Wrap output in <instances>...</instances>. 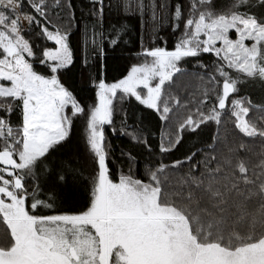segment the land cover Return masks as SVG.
I'll list each match as a JSON object with an SVG mask.
<instances>
[{
    "label": "trees",
    "instance_id": "trees-1",
    "mask_svg": "<svg viewBox=\"0 0 264 264\" xmlns=\"http://www.w3.org/2000/svg\"><path fill=\"white\" fill-rule=\"evenodd\" d=\"M10 1L0 5L3 21H13L31 56L17 48L14 53L68 95L60 107L63 133L42 152L24 149L20 104L0 95V152L16 164L11 175L0 173V182L9 188L11 176L20 179L12 194L22 201L21 212L37 220L86 217L103 174L131 192L151 194L183 219L199 245L228 254L264 238V98L241 88L262 73L264 38L246 71L222 48L207 49L206 32L198 29L200 21L207 26L231 19L264 27V0ZM19 15L27 16L25 24ZM6 33L0 25V65ZM51 36L63 41L67 63L46 58L54 48ZM146 50L183 52L166 62V73L174 71L162 91L167 98L147 107L116 90L99 125L97 93L126 78L142 59L154 62ZM221 81L233 92L217 110ZM4 219L0 213V250L12 245ZM112 263L119 264L111 254Z\"/></svg>",
    "mask_w": 264,
    "mask_h": 264
},
{
    "label": "rangeland",
    "instance_id": "rangeland-1",
    "mask_svg": "<svg viewBox=\"0 0 264 264\" xmlns=\"http://www.w3.org/2000/svg\"><path fill=\"white\" fill-rule=\"evenodd\" d=\"M0 5L7 7L13 4L10 0H0ZM3 18L4 16L0 13V25L6 26L9 36L7 33L5 36L9 38H6L4 47L6 59L3 62L4 65H0V95L10 96L20 104L24 149L28 152H42L51 140L57 139L63 133L60 122V107L67 101L68 95L64 90L55 87L53 79L33 73L24 58L14 53L17 48L22 55L31 56L26 42L19 37V29L16 28L13 21L5 25ZM19 18L25 24L24 19L27 16L19 15ZM205 25L203 21H200L198 29L206 32L207 49L215 50L213 46H218L229 55L233 65L246 71L251 68L252 58L256 53L255 44L264 38V27H258L239 19ZM51 39L54 42V48L45 51L46 58L61 64L67 63L68 52L62 43L63 41L56 36H51ZM146 52L149 58H154V62L147 63L142 59L140 66L134 68L126 78L110 87L101 88L97 93L94 118L99 125L107 119L110 111L109 104L115 96L116 90L130 93L147 107H155L158 102H163V98H167L165 95L163 96L162 91L166 88V82L174 71L172 69L170 73H166V69H168L166 62L179 60L180 54L183 52L176 51L172 55H167L146 50L143 53ZM259 61L262 63V66L259 67L262 73L258 74L257 77L247 78L252 83L248 81L241 88L249 87L251 93L257 94L259 98H264V44ZM237 115L239 123H242L243 112L238 111ZM95 142H98V138ZM15 165L14 160L7 152H0V173L10 175L11 168ZM13 178L10 179L11 182L7 181L10 183L9 188H7L8 184H5V179L2 180V183L0 182V194L6 198L5 201L4 198L0 197V213L5 218L4 222L9 233L11 232L14 237L12 247L7 250H0V264H53L55 255L50 254L48 256L47 250L57 254L56 243H49L52 237L56 235L55 230L52 229L55 225L50 221L39 223L36 218L28 216L25 211L22 210L21 212L22 201H17L12 194L17 185ZM1 179L2 177H0ZM126 186L122 182L104 180V197L107 204L104 207L107 210L106 218L108 220L105 237L108 239V245L117 240H122L125 243L142 240L139 248L137 242L132 243V245L137 247L135 255L139 254L146 264H264V238L240 248L237 252H228V254L224 253L226 252L224 249L215 245H199L191 240L181 217L163 206L146 209V202L153 201L152 195L147 197L136 194V199L132 198L130 195L132 192ZM100 187L101 195H103L102 181ZM98 201L100 208L101 200L98 199ZM129 205L137 210L132 211ZM91 209L89 212L93 213L92 215L97 213L95 209ZM97 214H102L101 208ZM18 218L19 220H15ZM96 223L100 228V221ZM122 226H126V228H122ZM86 235L87 233L83 234L79 241L90 242L88 235ZM183 236L188 237V249L193 248L192 255L191 253L188 255L177 254L176 248L173 251L171 249V252L160 253L158 252L160 248L150 244L151 248L147 247L149 240L169 238L179 241L178 239ZM144 241H146L145 246ZM91 249L87 242H82L80 246H77L76 252H71V246L67 248L62 246L58 249L59 254L56 255V259L58 258L57 261L61 264H92L93 260L91 262L89 256L93 257V254L98 253L101 257L100 259L98 255V264H104L103 254L106 251V246L102 250L99 243L96 251ZM111 250L116 255L115 249ZM111 250L108 248L107 257L110 256ZM132 253H134L133 249ZM120 254H122L121 249Z\"/></svg>",
    "mask_w": 264,
    "mask_h": 264
},
{
    "label": "crops",
    "instance_id": "crops-1",
    "mask_svg": "<svg viewBox=\"0 0 264 264\" xmlns=\"http://www.w3.org/2000/svg\"><path fill=\"white\" fill-rule=\"evenodd\" d=\"M24 145H25V143H24ZM24 148H25V146H24ZM33 152H35V151H33ZM12 169H13V167L11 168V170ZM12 173L13 172H11V174ZM11 177L12 178L14 177L13 180H15L17 182V185L15 186V189H18L21 186L20 179L18 177H16L15 175H13ZM136 194H138V193H135V192L130 193L132 198H135ZM98 199L101 200V207H100L101 208V213H102L101 215L97 214L99 209H100L99 206H98V202H99ZM93 202H94V204H93L94 207H93L92 210L95 209L97 211V213H94V215H92L93 213L89 212V214H91V215H87L86 217L60 218L58 220H55L54 218L38 219L39 223L41 221L42 222L50 221V222H52L55 225V226H53L52 229L55 230L56 235L54 237H52V240L49 243L50 244L56 243L55 247L57 248V254L54 253V251L47 250V255L48 256L50 254L55 255V257H53L54 258L53 264H61L59 261H57L58 258L56 259V255L59 254L58 253V249H60L62 246L66 247V248L68 246H71L72 247L71 252H76V247L80 246V244H82V242L89 243L91 248L94 251H96V249L98 248V244L99 243L101 244L102 250L106 246V251L103 254L104 255V264H109L110 263L111 254L115 255V253L112 252L111 249H115L116 255H117V256L116 255L115 256H116L117 262L119 264H146L145 261L144 262L142 261V258L139 256V254H136L137 256L135 255L137 247L135 245H132V243H136L137 242V245H138V248H139L141 246V244H142V240L133 241V242L128 241L127 243L122 242V240H120V241L117 240L116 242L112 241L113 243L111 245H108V241H107L108 239H106V237H105L106 236L105 235L106 222H108V220L106 218L107 217L106 216V211L107 210L104 207L105 205H107L106 201H105V197H103V195H101V192H96L95 195H94V201ZM155 206H160V205H157L156 203H154V200H153L151 202H146V207L145 208L146 209L147 208L154 209ZM129 207H130V209H132V211H134V209H136L135 207L130 206V205H129ZM15 220H19V218L15 219ZM97 221H100V224H101L100 228L101 229L99 228V226H97V223H96ZM185 225H186V228H187V224L186 223H185ZM122 228H126V226H124V227L122 226ZM57 230H58V232H57ZM85 233H87L90 242H88V241L80 242L79 241L80 237L83 234H85ZM10 235H11V238H12V245H11V247H12L13 244H14V237L11 234V232H10ZM45 238H48V237L45 236ZM112 239H114V238H112ZM178 240L179 241H174V240L169 239V238L168 239L167 238H162V239L151 240V241L149 240L148 244H147V247L151 248V246H153V247L160 248L158 250V252H160V253H165L166 251L167 252H171V249L173 251L176 248L177 254H182V255H186L187 254L188 255V254L191 253V255H192L193 248H191V250L188 249V243H189L188 237L187 236H183V237H180ZM143 243H144V246H145L146 245V241H144ZM108 248L111 251H110V256L108 255V257H107L106 254L109 252ZM161 248H163V249H161ZM120 249L122 251V254H120ZM132 249H133L134 253H132ZM51 252H53V253H51ZM101 253H102V251H101ZM133 254H134V256H133ZM93 255H94L93 257L89 256V260L91 262L93 260L92 264H98V260H99L98 255L100 257V254L95 253ZM144 258H145V256H144ZM100 259H101V257H100ZM72 262H73V259H72Z\"/></svg>",
    "mask_w": 264,
    "mask_h": 264
},
{
    "label": "water",
    "instance_id": "water-1",
    "mask_svg": "<svg viewBox=\"0 0 264 264\" xmlns=\"http://www.w3.org/2000/svg\"><path fill=\"white\" fill-rule=\"evenodd\" d=\"M233 92L232 85L227 81H221L220 83V97L215 103V107L217 110H222L227 102V99ZM102 190H103V197H104V177L102 174Z\"/></svg>",
    "mask_w": 264,
    "mask_h": 264
}]
</instances>
